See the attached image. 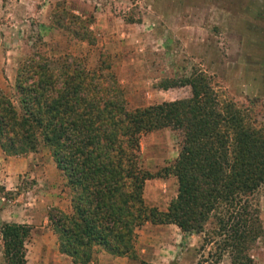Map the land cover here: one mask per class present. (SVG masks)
<instances>
[{"label":"trees","instance_id":"trees-1","mask_svg":"<svg viewBox=\"0 0 264 264\" xmlns=\"http://www.w3.org/2000/svg\"><path fill=\"white\" fill-rule=\"evenodd\" d=\"M56 8L53 27L94 43L90 18L68 14L59 4ZM39 43L41 49L16 69L18 109L0 89V150L24 155L36 149L38 139L48 147L69 189L70 211L50 208L46 214L58 252L73 264H88L97 252L133 259L135 229L149 216L182 233L201 231L213 217L222 237L220 251L196 264H219L224 250L230 264H249L248 250L262 230L247 198L264 186V128L251 108L259 100L222 103L207 77L195 73L156 84L163 90L188 85L189 97L127 109L108 66L89 69L71 56L54 61ZM159 128L180 133L169 167L176 194L161 213L140 200L150 175L136 161L139 137ZM30 230L28 224H2L5 264H25Z\"/></svg>","mask_w":264,"mask_h":264},{"label":"rangeland","instance_id":"rangeland-1","mask_svg":"<svg viewBox=\"0 0 264 264\" xmlns=\"http://www.w3.org/2000/svg\"><path fill=\"white\" fill-rule=\"evenodd\" d=\"M57 4L68 14L90 18L93 44L52 26ZM39 41L51 60L71 56L89 69L108 66L127 109L189 97L188 85L163 90L156 84L200 73L222 103L246 105L257 98L251 108L264 128V0H0V89L15 109L16 69L41 49ZM179 145L180 133L170 128L138 139L137 165L150 175L142 183L140 200L153 212H164L175 197L176 179L169 167ZM247 198L262 228L248 250L249 264H264V186ZM50 208L68 213L69 189L44 142L38 139L34 151L20 156L0 150V228L11 222L31 227L24 242L25 264H62L56 257L40 263L36 258L57 252L46 216ZM154 222L149 216L135 229L136 257L128 264H196L220 251L222 237L213 217L197 233ZM1 250L0 238V264H5ZM102 254L93 253L88 264H109ZM221 254L219 264H230L227 251Z\"/></svg>","mask_w":264,"mask_h":264},{"label":"crops","instance_id":"crops-1","mask_svg":"<svg viewBox=\"0 0 264 264\" xmlns=\"http://www.w3.org/2000/svg\"><path fill=\"white\" fill-rule=\"evenodd\" d=\"M54 247H56L55 245H54ZM55 249V248H54ZM40 250H41V247H40ZM141 250V249H140ZM56 251V250H55ZM61 256H62V254H60L59 252H58V250H57V252H54V253H52V254H37V256H36V258L38 259V260H40L38 263H40V262H46V261H50V259H54L55 257L57 258V260H59L62 264H73V263H71V261H70V259H69V257H67V256H64V257H66V259L65 258H61ZM51 257V258H50ZM36 259V260H37ZM101 259L103 260V261H108V263L109 264H128V262H129V259H127L126 257H123V256H110V255H108V254H106V253H103L102 254V256H101ZM37 260V261H38ZM152 264H154V262H151ZM182 262L180 261V264H181ZM102 264V263H101Z\"/></svg>","mask_w":264,"mask_h":264}]
</instances>
